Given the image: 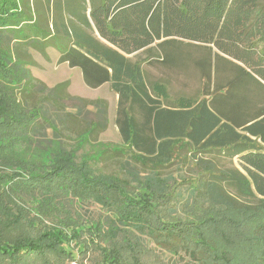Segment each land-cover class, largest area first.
<instances>
[{
  "label": "trees",
  "instance_id": "1",
  "mask_svg": "<svg viewBox=\"0 0 264 264\" xmlns=\"http://www.w3.org/2000/svg\"><path fill=\"white\" fill-rule=\"evenodd\" d=\"M32 1L0 0V264L74 259L71 241L97 264H155L158 250L167 264H264V0H46L51 26ZM47 47L86 86L109 83L125 146L86 148L106 100L78 98L102 120L67 112L69 81L47 88L27 69ZM155 65L191 69L199 94L172 95ZM86 203L110 215L83 221Z\"/></svg>",
  "mask_w": 264,
  "mask_h": 264
},
{
  "label": "rangeland",
  "instance_id": "2",
  "mask_svg": "<svg viewBox=\"0 0 264 264\" xmlns=\"http://www.w3.org/2000/svg\"><path fill=\"white\" fill-rule=\"evenodd\" d=\"M5 43L7 45L12 44V40L6 39ZM51 50V49H50ZM27 55V54H26ZM27 58V69L31 73L33 77L40 80L45 84L47 88H51L57 83L62 81L68 80L69 86L67 87V93H69L72 98L64 100L65 110L67 112L76 113L77 119L83 124L85 121L89 120H102V111L103 107L99 104L97 107H80L79 99L78 98H85V99H104L106 100L107 107H106V126L105 130L101 131L96 135L91 142L94 144L87 145L89 151L96 152L102 147H122L123 145L121 141V137L117 128V125L114 122L115 115H116V106H117V94L110 88L109 83H105L97 88H89L87 87L83 80L80 77V70L76 68H70L66 64H61L56 61L57 54L54 50L49 51V60H45V56L41 53H38L34 50H31L28 53ZM44 57V58H43ZM147 64H144V66ZM148 71L149 79L154 80L158 78H165L169 81V90L172 95L175 94H184V95H198L201 89V81L196 73H193L192 70H188L189 74L183 73H175L166 71L160 67V65L155 66H146ZM39 89V85L37 86ZM42 90V89H40ZM97 111H101L99 115ZM81 151V150H80ZM79 151V152H80ZM121 158L124 161H128L129 167L132 171L138 169L135 162L132 161L129 156L121 155ZM224 164L229 165H236L237 160L233 159L232 162L223 161ZM110 166V167H109ZM113 165L107 164L101 166L103 170L106 172L111 168ZM190 173L189 170L183 168H177L176 170L170 171L172 177H178L182 175H188ZM181 193V200L185 201L186 193L183 190H180ZM176 209H180V204L176 206ZM81 215L83 221H95L98 219H104L108 215H110L104 208L99 206L98 204L94 203H86L82 205ZM180 212V211H179ZM108 215H107V214ZM180 217L183 219H188L189 216L186 212L181 211L179 213ZM75 241H71L70 247H74L72 250L75 254V258L71 257H61L57 258L53 254L46 255L45 257L40 258H30L26 260L22 264H97L98 260V253L95 251V248L88 246L86 251H82L79 253L77 251V246L74 245ZM156 255V256H155ZM168 254L161 251H156L155 253L150 254V259L154 258L155 264H167Z\"/></svg>",
  "mask_w": 264,
  "mask_h": 264
},
{
  "label": "crops",
  "instance_id": "3",
  "mask_svg": "<svg viewBox=\"0 0 264 264\" xmlns=\"http://www.w3.org/2000/svg\"><path fill=\"white\" fill-rule=\"evenodd\" d=\"M37 2V4H35ZM31 5L33 6V8L35 9V11H34V13H35V16H36V19H39V17H40V14H44V17H46L47 18V22H48V25L49 26H51V10H50V8H47V3H46V0H33L32 2H31ZM51 7V6H50ZM97 37L102 41V42H104V43H106V44H108L105 40H103L102 38H100L98 35H97ZM109 45V44H108ZM51 49V50H50ZM32 50H34V51H36V52H38V53H40L38 50H36V49H32ZM52 50H54L52 47H47V48H45V51H46V53L48 54V58H44L45 60H49V51H52ZM55 51V50H54ZM56 52V51H55ZM57 54V53H56ZM57 58H58V54H57ZM56 61H57V59H56ZM61 64H66L67 66H68V64L67 63H65V62H63V63H61ZM69 67V66H68ZM70 68H76V69H79L78 67H70ZM80 70V69H79ZM80 77H81V79L83 80V78H82V73H81V71H80ZM83 82H84V80H83ZM85 84V83H84ZM105 84V83H104ZM103 85V84H102ZM88 87V86H87ZM90 88V87H89Z\"/></svg>",
  "mask_w": 264,
  "mask_h": 264
}]
</instances>
